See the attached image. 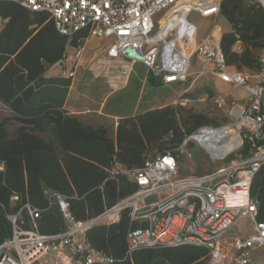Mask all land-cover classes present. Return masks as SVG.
<instances>
[{
  "label": "trees",
  "instance_id": "16d2710c",
  "mask_svg": "<svg viewBox=\"0 0 264 264\" xmlns=\"http://www.w3.org/2000/svg\"><path fill=\"white\" fill-rule=\"evenodd\" d=\"M220 13L233 26L223 34L220 47L227 65L237 71H259L264 53V9L254 0H223ZM48 13L31 12L16 2L0 1V245L13 234L9 216L32 227L25 207L39 211L36 224L42 235L60 234L65 223L49 194L68 197L76 219L90 220L133 195L138 187L121 171L144 167L149 158L165 153L177 156L185 140L205 126L227 122L196 113L182 104L156 108L137 116H123L116 136L110 126L94 127L71 114L65 105L71 79L48 78L49 67L62 64L71 46ZM241 42L242 52L234 50ZM158 85H162L150 76ZM214 87L204 84L185 93L184 100L213 98ZM252 196L258 201L257 220L264 223V166L255 176ZM17 197V200L13 198ZM144 222L122 212L114 224H98L84 235L90 249L106 264H209L207 247L142 248L128 254L131 231ZM102 264V263H95Z\"/></svg>",
  "mask_w": 264,
  "mask_h": 264
},
{
  "label": "built area",
  "instance_id": "2783aa9c",
  "mask_svg": "<svg viewBox=\"0 0 264 264\" xmlns=\"http://www.w3.org/2000/svg\"><path fill=\"white\" fill-rule=\"evenodd\" d=\"M0 1L16 2L31 12L50 14L57 30L69 38L87 34L85 39H78L74 54L67 53L62 66L77 64L86 52V39L93 37L107 41L103 53L95 60L109 65L116 75H128L133 65L143 64L156 80L167 86L212 75L245 88L250 96L247 104L217 100L218 107L231 117V122L221 129L229 127L238 138L233 151L218 157L197 139L207 129L213 130L210 127L199 129L184 142L197 141L214 159L238 154L227 167L202 176L180 177L178 158L173 153L149 158L144 167L124 172L138 190L86 221L75 218L67 196L49 194L50 203L57 205L63 216L64 231L55 235L39 233L36 224L39 211L26 205L32 227L24 229L17 224L18 215L9 216L13 234L0 245V264H106L108 260L90 249L84 235L100 223L113 222L124 210H130L132 220L145 223V228L129 233L128 254L142 248L195 245L210 250L209 264H225L229 258L222 249L225 235L241 219L250 216L254 234L232 242L235 255L231 264H252L253 250L264 246V223L257 220L258 201L252 196L255 176L264 166V53L258 58L257 75L251 77L229 70L225 54L215 45L219 44L217 39L208 37L202 43L196 42L198 28L189 16L192 13L207 18L216 16L222 0ZM254 2L264 9V0ZM155 28L156 33L151 34ZM178 30L185 32L188 39L183 50L172 39ZM193 56L204 66L202 70L190 71ZM113 78L109 79L111 83L120 77Z\"/></svg>",
  "mask_w": 264,
  "mask_h": 264
},
{
  "label": "rangeland",
  "instance_id": "374dc122",
  "mask_svg": "<svg viewBox=\"0 0 264 264\" xmlns=\"http://www.w3.org/2000/svg\"><path fill=\"white\" fill-rule=\"evenodd\" d=\"M191 20L198 26L199 39L211 34L216 28H219L220 31L224 32L230 26V24L221 16L214 19H205L200 17L198 13H193ZM156 31L157 29L155 28L151 34L156 33ZM69 40L72 41L73 39L70 38ZM174 40L176 46L182 50L187 46L188 39L186 33L183 31H176L174 34ZM103 44L104 42H101L100 40H92L90 42V45L97 51H99L98 49L103 48ZM68 53L74 54L75 50L69 49ZM82 61H86L84 57L77 64L73 65L74 67L71 66L73 69H70V67L68 69L66 65L62 66V68H59L58 65H54L49 67L46 73L49 75L51 73H56L57 69H60L66 76L64 78L71 79L69 105L72 107L76 106V108H79L82 111L89 110L90 113L84 115V120L94 126L98 124H110L112 122L111 119L104 116V113H106L107 110L100 109L101 104L111 90L117 91L109 102V109L112 111L125 114L130 113L133 110V106H135L138 101L140 102L142 109L168 104H182L188 108H192L196 113L206 114L211 119L217 121L227 119V122L217 128L205 126L213 129H221L231 122V117L226 110L218 107L217 100L219 95H221L222 99L225 101H246L249 97L245 88L233 84H216L217 91L214 80L211 77L195 79L194 81L191 79L190 83L188 82L186 86L175 90H170L167 87H156L152 91L149 86L140 88L138 79L134 75H122V73L121 75H116L112 70H109V65H104L102 61L100 63V61L94 59L91 63L89 62V64L83 63ZM77 67H79V70ZM201 68L202 66L197 63L193 66V70ZM138 69L143 70L144 67L139 64L136 66V70ZM117 76L121 78L115 79L114 83L109 81V79L113 80V77ZM204 84H210L214 87L216 94L213 98L208 99L207 97H202L196 101L186 100L181 102L179 98L180 94L184 93V91L187 93L193 91ZM100 111H102L103 114H100ZM3 115L5 116L7 113L0 112V117ZM177 158L179 161L180 177L188 175L202 176L227 167L232 163V160L238 158V154L234 152L223 160L214 159L197 141H189L187 144L182 145L177 154ZM253 233L254 223L250 216H246L225 235L223 239V250L227 251V249H230L228 254L231 257L234 256L235 251L231 247L232 242L238 238H248ZM252 264H264V247H256L253 250Z\"/></svg>",
  "mask_w": 264,
  "mask_h": 264
},
{
  "label": "crops",
  "instance_id": "0c3cea01",
  "mask_svg": "<svg viewBox=\"0 0 264 264\" xmlns=\"http://www.w3.org/2000/svg\"><path fill=\"white\" fill-rule=\"evenodd\" d=\"M222 1H223V0H222ZM222 1H221V2H222ZM192 14H193V13H192ZM192 14L189 16V19H190L191 22H193V21L191 20V16H192ZM199 16H200V15H199ZM218 16H221V17H222L221 13H219V14L216 15V16L209 17V18H207V17H202V16H200V17L205 18V19H214V18H216V17H218ZM223 18H224V17H223ZM224 19H225V18H224ZM225 20H226V19H225ZM226 21H227V20H226ZM227 22L230 24V26H229V28H228L226 31L222 32V31H220L219 28H216V29H214V30L212 31L211 34H208L207 36L202 37V38H200V39H199V30H198V32H197V36H196V42H197V43H202L203 41L206 40V38H208V37H213V38L217 39V40H218V43H219V44H215V45H216V46H218V45L220 46V41H221V38H222L223 34L233 31V26H232V24H231L229 21H227ZM193 23L196 25L195 22H193ZM196 26H197V25H196ZM197 28H198V26H197ZM184 33H185V32H184ZM172 39H174V36L172 37ZM73 40H74V38H73ZM92 40H100L101 42H104V44L102 45L103 48L101 47L102 49H98L99 51H97L96 49H94V48L90 45V42H91ZM84 44H85V49H86V52H85V54H84V59H85L86 61H85V62L82 61V62H83V63H87V64H89V62L91 63L94 59H96L98 56H100L101 53H103L104 49H105L106 46H107V41L102 40V39H99V38H93V37H91V38H87ZM77 46H78V45H77ZM77 46H71V49L75 50V49L77 48ZM220 48H221V47H220ZM178 49L182 50L181 48H178ZM234 50L240 53V52H242V51L244 50V45H243L241 42H238V43L234 46ZM194 61H195V63L200 64V65L202 66V68H201V69H198V70H193V66H194V64H195ZM82 62H81V63H82ZM83 63H82V64H83ZM137 65H139V64L133 65V66L131 67V71H130V73H128V75H134V76L137 77V79H138V84H139L140 88H142V87L145 88L146 86H149L150 89H151L152 91H153L154 88H156V87H167V88L170 89V90H175V89L181 88V87H183V86H186L188 82L190 83L191 79L194 81L195 79L207 78V77H211V78L214 80V84H215L216 89H217V85H220V84H228V83L223 82L220 78L214 77V76H212V75H206V76H201V77H199V78H191V79H189L187 82H177V83L171 84V85H169V86L164 85V84L160 81V82L162 83V85H158V83H154V82L151 81L150 76H151L152 74L150 73V71H149V70H148L143 64H140V65H142V66L144 67L143 70H142V69H140V70H139V69L136 70V66H137ZM58 66H59V68H62V64H59ZM71 66H73V65H69V66H67L68 69H69V67H70V69H73L74 66H73V67H71ZM203 68H204V66L199 62V60L197 59V57H196V56H193V57H192V65H191L190 70H191L192 72H197V71L202 70ZM228 68H229L230 71H237V70L235 69V67H230V66H228ZM77 69L79 70V67H77ZM81 69H84V68H81ZM206 69H210V68H209V67H206ZM238 72L245 73V74H247V75L253 77V76H256V75H257L258 70H256V71H255V70H254V71L241 70V71H238ZM45 76L48 77V78H52V77H66L65 74H64L60 69H57V72H56V73H51V74H49V75H48V73H45ZM152 77H153V76H152ZM120 78H121V77H120ZM153 78H154V77H153ZM154 79H155V78H154ZM157 81H159V80H157ZM216 84H217V85H216ZM110 87H111V86H110ZM126 87H127V86H126ZM126 87H125V88H126ZM125 88H124V89H125ZM111 89H112V88H111ZM217 91H218V89H217ZM115 93H117L116 90H111V91L108 93L107 97L105 98V100L103 101V103L101 104V107H100L101 110H105V111L107 110L106 113H104V116L107 117L108 119H111L112 122H111L110 124H98V125H95V126L92 125V124H90V125H92V126H94V127H99V126H102V125H103V126H110V127L113 129V132H114L113 135H114V136H116V131H117V127H118L119 121L123 118V116H137V115H139V114H141V113H145L146 111H150V110H153V109H156V108H163V107H166V106H168V105H171V104H168V105H164V106L149 107V108L142 109V106H140V102L138 101L137 104H136L135 106H133V110H132L130 113H126V114H125V113H119V112H117V111H112V110L109 109V102L112 100L111 98L114 97ZM185 93H187V92L184 91V93L180 94V96H179L181 102L186 101V100L182 99V97H183V95H184ZM248 94H249V93H248ZM69 95H70V91H69ZM69 95H68V99H67V102H66V105H65V109H67L71 114L79 115V116L82 117V119L84 120V119H85V116H84V115H86V113H90V111H89V110H87V111H82V110H80L79 108H76V106H74V107L70 106V105H69V98H70ZM249 97H250V96H249ZM249 97H248V99H247L246 101H238V102L243 103V104H247V103L249 102ZM220 98H222L221 95L218 96V99H220ZM235 101H236V100H235ZM100 114H103L102 111H100ZM84 121H85V120H84ZM88 124H89V123H88ZM178 162H179V161H178ZM114 171H115V172L121 171V173H122L123 175L127 176L130 180L133 181V179H132L129 175H127V174L124 173L125 171H127V169H122L121 167L117 166V167L114 169ZM188 176H196V175H188ZM133 182H134V181H133ZM121 217H122V212H121L118 216H115V217H114V221H113V222H111V223L103 222V223H100V224H114V223H118V222L121 220ZM100 224H99V225H100ZM253 234H254V233H253ZM263 247H264V246H263ZM222 249H223V242H222ZM229 251H230V249H227V252H228V253H229ZM94 253H95V252H94ZM95 254H96V253H95ZM228 255H229V254H228ZM233 258H234V256L231 257V256L229 255V258H228V260L225 262V264H231Z\"/></svg>",
  "mask_w": 264,
  "mask_h": 264
},
{
  "label": "bare ground",
  "instance_id": "6f19581e",
  "mask_svg": "<svg viewBox=\"0 0 264 264\" xmlns=\"http://www.w3.org/2000/svg\"><path fill=\"white\" fill-rule=\"evenodd\" d=\"M197 139L211 148L213 154L218 157L233 151L238 145L237 135L229 127L221 130L207 129L204 135ZM222 140L223 144L220 145Z\"/></svg>",
  "mask_w": 264,
  "mask_h": 264
}]
</instances>
